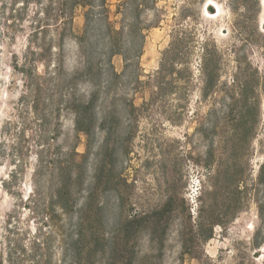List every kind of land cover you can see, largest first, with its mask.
Wrapping results in <instances>:
<instances>
[{
  "label": "rangeland",
  "instance_id": "obj_1",
  "mask_svg": "<svg viewBox=\"0 0 264 264\" xmlns=\"http://www.w3.org/2000/svg\"><path fill=\"white\" fill-rule=\"evenodd\" d=\"M106 3L111 22L121 19L116 9L123 14L118 43L127 61L115 55L120 76L101 78L87 142L67 109L41 124L21 100L28 81L19 69L42 43L49 0H0V264H264V0ZM83 12H76L81 27ZM89 32L103 65L105 41L118 37H103L96 21ZM64 49L71 73L83 54L72 39ZM165 52L180 60L171 74L159 71ZM205 52L216 78L202 98ZM36 71L44 72L41 62ZM247 78L251 89L241 99ZM77 90L87 95L91 87ZM105 115L107 147L98 127ZM43 129L56 135L43 160L64 163L75 151L77 192L67 214L51 207L46 184L37 192L32 182L31 146ZM87 202L90 218L77 238Z\"/></svg>",
  "mask_w": 264,
  "mask_h": 264
},
{
  "label": "trees",
  "instance_id": "obj_2",
  "mask_svg": "<svg viewBox=\"0 0 264 264\" xmlns=\"http://www.w3.org/2000/svg\"><path fill=\"white\" fill-rule=\"evenodd\" d=\"M54 2L57 3L56 8H52ZM106 6V0H49V5L45 9L46 23H44L42 28V43L38 46V50L31 51L32 59L30 60L29 67L27 68L23 65L19 69L28 81V91L21 97V100L28 99L30 107L33 110V118L41 124H47L53 118H59L61 108L67 109L73 115V125L76 135L83 134L87 142L93 136L96 126L95 107L100 95L101 78L103 75H107L110 79L120 76L115 72L112 64V58L115 55H121L123 61H127L123 48L118 43L124 31L122 24L123 14L116 9L115 14L121 16L120 21L117 22L120 24V27L116 29L111 24L116 22L109 20ZM78 10H84V24L80 36L75 35L73 31V21ZM94 10L95 12L93 13ZM93 21L103 23V37L108 34H114L118 37V40L112 42L105 41L103 48L106 50V56L103 65L101 64V59L94 57L98 40L89 32V23ZM140 38V45L135 55L137 59L142 55L145 35L141 33ZM67 39L75 41L79 51H81V55L83 54L82 66L71 73L64 66V44ZM86 46L88 50H86ZM170 49H172V44ZM170 49L168 50L169 53ZM84 53L86 54L84 55ZM167 53L163 54L159 71L171 74L177 70L176 68L180 65V60L175 59V57L170 58L166 56ZM207 56L208 53L205 52L200 69V96L202 98L212 93L215 87L216 75L208 69L210 59ZM36 62L43 64L44 72L42 74L37 73ZM177 73L180 72L177 71ZM78 83H87L91 87L90 93L87 95L79 93L77 90ZM250 85L251 81L249 78L240 84L239 96L241 99L245 98L248 94V91L251 89ZM107 116L105 115V118L98 124V127L104 131V147L108 146L111 136L110 128L106 127ZM55 136L53 131L43 129L38 138L33 140L31 148L36 151V165L31 177L37 192L46 184L51 207L57 208L62 213L67 214L73 209L75 194L77 192L76 168L78 164L74 161V148L66 154L64 163H50L42 159L41 153L50 152L52 146L50 141H53ZM48 171L50 175L48 179L44 180ZM259 181L264 185V179L259 178ZM101 209V207L98 208V212ZM88 212H90V208L87 202L85 203L82 216L78 218V230L75 233L77 238L81 235L82 224L90 218L87 215L85 217V214ZM163 214L164 210L155 212V232ZM210 237L211 234L208 233L204 236V240ZM183 254L190 255L186 249Z\"/></svg>",
  "mask_w": 264,
  "mask_h": 264
},
{
  "label": "crops",
  "instance_id": "obj_3",
  "mask_svg": "<svg viewBox=\"0 0 264 264\" xmlns=\"http://www.w3.org/2000/svg\"><path fill=\"white\" fill-rule=\"evenodd\" d=\"M113 18L116 20L117 19V16L119 14H115V12H113ZM120 27V24L119 23H115V28L118 29ZM82 30H83V25L81 27L79 21H78V16L76 15L75 18H74V21H73V31L76 32V33H82Z\"/></svg>",
  "mask_w": 264,
  "mask_h": 264
}]
</instances>
